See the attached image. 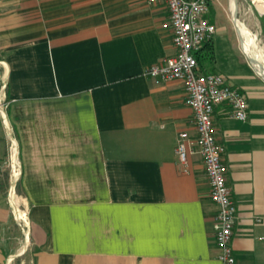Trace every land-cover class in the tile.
<instances>
[{"label":"crops","instance_id":"obj_1","mask_svg":"<svg viewBox=\"0 0 264 264\" xmlns=\"http://www.w3.org/2000/svg\"><path fill=\"white\" fill-rule=\"evenodd\" d=\"M208 17L218 31L207 69L249 103L246 121L225 104L213 120L237 206L236 264H264V78L247 55L250 34L220 0ZM169 19L149 0H0V90L29 223L19 255L0 117V264H223L205 163L190 151L186 173L177 154L181 133L197 137L184 85L145 75L177 54Z\"/></svg>","mask_w":264,"mask_h":264},{"label":"built area","instance_id":"obj_2","mask_svg":"<svg viewBox=\"0 0 264 264\" xmlns=\"http://www.w3.org/2000/svg\"><path fill=\"white\" fill-rule=\"evenodd\" d=\"M150 3H164L170 13V19L163 25L173 37L177 49L174 57L164 60L160 64L149 67L145 75L156 86L169 82L180 81L186 92L187 105L193 110L197 129V137L190 138L186 133L180 134L177 154L180 162L189 172V155L198 152L206 166L207 176L211 188L210 199L217 207L215 218V238L220 250L219 260L223 264H236L233 249L234 228L237 220V206L232 199V191L227 183L226 166L224 164L225 147L216 138L214 130V113L216 107L227 105L232 110V117L239 121H246L249 116V103L245 93L239 88L230 85L221 74H205L201 71L197 54L201 52L207 42H210L217 33V27L210 22L208 16L214 1L219 0H149ZM234 1V0H233ZM232 1V3H233ZM252 12L264 16L255 0H249ZM264 5V0H262ZM231 19L237 26V18L231 9ZM0 67L3 63L0 62ZM9 103L6 97V87L0 90V117L9 133L11 161L15 177L9 190V200L14 205L15 217L26 237L29 236V223L27 218V202L19 201L17 187L20 177L18 160V144L13 138L8 121ZM19 161V160H18ZM15 200V201H16Z\"/></svg>","mask_w":264,"mask_h":264},{"label":"rangeland","instance_id":"obj_3","mask_svg":"<svg viewBox=\"0 0 264 264\" xmlns=\"http://www.w3.org/2000/svg\"><path fill=\"white\" fill-rule=\"evenodd\" d=\"M232 1L233 0H220V2L226 6L227 12L229 14V17L231 18V8H232ZM233 10V8H232ZM39 11H43L42 9H40ZM238 21L241 22V24L243 25V28L246 29L245 31L247 33H249L250 35H252L257 42V45L260 49H262V51L264 52V30L261 29L260 24H259V19L262 18L261 16H259L256 12H252L251 8H250V3L249 0H238V3L236 2V12H235ZM239 23V25H241ZM246 27V28H245ZM263 27V25H262ZM9 43L6 42L5 44H1L0 43V59H2V53L3 50L2 47H6ZM17 193H18V189H17ZM16 200V199H15ZM14 200V201H15ZM19 201H21V199H19ZM21 204V209L24 211L25 207L22 205L21 202H19ZM16 205H17V201H16ZM14 208V205H13ZM22 232V230H21ZM27 237L24 235V233L22 232L20 235V250H19V255H22V253H26L28 252V249L26 248V240ZM23 254V255H24ZM8 264H29V257L24 256L21 261L18 260L13 261L11 260V258L8 259Z\"/></svg>","mask_w":264,"mask_h":264},{"label":"bare ground","instance_id":"obj_4","mask_svg":"<svg viewBox=\"0 0 264 264\" xmlns=\"http://www.w3.org/2000/svg\"><path fill=\"white\" fill-rule=\"evenodd\" d=\"M259 8L263 9L264 5H262V0H255ZM232 8L234 14H236V1L234 0L232 3ZM238 29L241 31L242 28L239 26L237 23ZM246 44L248 45L247 47V55L251 60L253 61V66L256 68L259 74L264 78V52L262 49H260L257 45L256 39L252 36L249 35L246 38ZM16 163L18 165L19 161L17 160V157L15 156ZM15 203V201H14ZM15 260V259H14Z\"/></svg>","mask_w":264,"mask_h":264},{"label":"trees","instance_id":"obj_5","mask_svg":"<svg viewBox=\"0 0 264 264\" xmlns=\"http://www.w3.org/2000/svg\"><path fill=\"white\" fill-rule=\"evenodd\" d=\"M261 20H262V25H263V30H264V16L261 18ZM210 42H207L205 44L204 48L201 50V52L197 54V59H198L199 65H200V69L203 73H205V74H217L213 71H208V69H207V62H209V55H208V53H206L205 50H206L207 46L210 45Z\"/></svg>","mask_w":264,"mask_h":264},{"label":"water","instance_id":"obj_6","mask_svg":"<svg viewBox=\"0 0 264 264\" xmlns=\"http://www.w3.org/2000/svg\"><path fill=\"white\" fill-rule=\"evenodd\" d=\"M238 3V0H235ZM235 18H237V16L235 15ZM250 63L253 65V61L251 60V58L249 59ZM262 77V76H261Z\"/></svg>","mask_w":264,"mask_h":264}]
</instances>
